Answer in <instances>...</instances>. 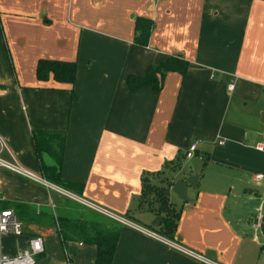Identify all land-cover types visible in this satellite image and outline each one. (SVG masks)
Returning a JSON list of instances; mask_svg holds the SVG:
<instances>
[{
    "label": "crops",
    "instance_id": "obj_1",
    "mask_svg": "<svg viewBox=\"0 0 264 264\" xmlns=\"http://www.w3.org/2000/svg\"><path fill=\"white\" fill-rule=\"evenodd\" d=\"M139 17L151 23L145 45L134 41ZM168 55L187 61L183 74L166 72L159 90L127 87V75ZM42 58L74 61L73 84L39 80ZM33 130L64 132L60 178L70 187L0 167V208L22 224L21 236H1L3 254L40 236L34 264H95L94 244L63 247L57 222L41 215L73 207L133 217L194 254L118 221L111 264H264L253 226L264 217V181L253 178L264 175V0H0V158L42 178ZM195 141L198 159L185 158ZM191 175L184 202L171 188ZM144 179L169 184L179 211L171 238L152 228L158 214L139 209Z\"/></svg>",
    "mask_w": 264,
    "mask_h": 264
},
{
    "label": "trees",
    "instance_id": "obj_2",
    "mask_svg": "<svg viewBox=\"0 0 264 264\" xmlns=\"http://www.w3.org/2000/svg\"><path fill=\"white\" fill-rule=\"evenodd\" d=\"M150 29L151 23L149 20L141 17L137 18L135 21V30L137 34L134 38L135 43L145 45ZM187 65V61L180 56L168 55L165 60L158 64L148 65L143 75L129 74L126 76L125 81L127 87L132 91L145 86L153 90H159L166 72L177 71L183 74L186 71ZM75 72L76 63L74 61L42 58L37 61L36 65V77L39 80H46L48 76L52 74L55 81L72 85ZM70 91L73 93L72 89ZM64 135L62 131L33 130L31 132V141L40 164L42 178L54 185L66 189L70 187V184L65 183L60 178ZM45 158L52 160L53 163L46 164ZM168 185V183L166 185H156L149 182L148 179H144L141 196H143L148 189H153L156 195L155 202H157V207L151 209V211L154 210L153 212H155L158 210L162 213L163 218L158 225V230L162 236L171 238L179 211L173 207L168 199ZM140 205L139 200V208ZM7 207L9 208L10 206ZM22 207L24 206L19 204L13 205L18 215L21 214L20 209ZM71 212V216L62 214L59 211H55V217H53L50 212H42L41 215L44 219H47L46 223L55 226L57 222V232L63 247H65L68 241L92 243L96 246L94 263L111 264L121 223L86 208H79L76 212L72 207ZM24 213L26 218L34 219L33 217L36 216L35 211L32 209H27ZM260 228L264 233V217L260 219Z\"/></svg>",
    "mask_w": 264,
    "mask_h": 264
},
{
    "label": "built area",
    "instance_id": "obj_3",
    "mask_svg": "<svg viewBox=\"0 0 264 264\" xmlns=\"http://www.w3.org/2000/svg\"><path fill=\"white\" fill-rule=\"evenodd\" d=\"M232 86H233L232 84H229L228 88L231 89ZM195 151H196V141L189 145L187 151H185L184 153V157L185 158L192 157L195 154ZM0 167L9 169L12 172L20 174L26 178L32 179L39 183H43L47 187L55 188L56 190L60 191V189L55 187L52 183L35 175L34 173L28 171L27 169H24L21 166H19L14 160H5V159L0 158ZM253 178L256 180L264 181V175L260 173L254 174ZM112 217L123 224L130 225L132 228L136 229L137 231L141 233H144L145 235L149 237L165 242L166 244L172 246L173 248L185 254H188L190 256L194 255L191 251L185 249L183 246L175 243L174 241L167 240L163 237H160L155 231H152L140 225L134 224L127 219H123L120 217H114V216ZM253 226H260V220L253 223ZM7 233H12L16 236H21L22 235V224L15 217L14 211L12 209H9V208L1 209L0 208V238L1 236ZM43 251H44V247H43L42 238L40 236L30 237L27 240V246L19 250V252L15 256L11 257L8 255H5L0 250V264H34L36 258L40 254H42Z\"/></svg>",
    "mask_w": 264,
    "mask_h": 264
},
{
    "label": "water",
    "instance_id": "obj_4",
    "mask_svg": "<svg viewBox=\"0 0 264 264\" xmlns=\"http://www.w3.org/2000/svg\"><path fill=\"white\" fill-rule=\"evenodd\" d=\"M197 175H191L189 177H186L184 180L177 181L173 183L171 191L176 195L178 199L184 202H189L190 198L187 197L186 194V188L188 185L194 186V183L192 182L193 179H196ZM161 215H158L155 217L154 221L151 223L153 227H158L160 221H161ZM207 258H210L207 253Z\"/></svg>",
    "mask_w": 264,
    "mask_h": 264
},
{
    "label": "rangeland",
    "instance_id": "obj_5",
    "mask_svg": "<svg viewBox=\"0 0 264 264\" xmlns=\"http://www.w3.org/2000/svg\"><path fill=\"white\" fill-rule=\"evenodd\" d=\"M192 159L197 160L198 157L197 156H193ZM44 160L46 162L48 161L47 158H45ZM183 162H185V161H183ZM155 198H156V195H155V192L153 191V189H148V191H145V193L143 194V196H141V198H140V204L141 205H140V208L139 209H141L143 211V213H145L144 212L145 210L155 209L157 207V202H155ZM152 211H154V210H152ZM157 211L158 210L155 211L156 214L161 215V217L163 218L162 213L159 212V211L157 212ZM123 219H127V220H130L131 221L133 219V217H125L124 216Z\"/></svg>",
    "mask_w": 264,
    "mask_h": 264
}]
</instances>
